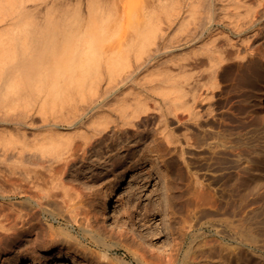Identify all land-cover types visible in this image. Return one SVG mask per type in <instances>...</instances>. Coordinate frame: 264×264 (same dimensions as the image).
<instances>
[{
    "label": "bare ground",
    "instance_id": "6f19581e",
    "mask_svg": "<svg viewBox=\"0 0 264 264\" xmlns=\"http://www.w3.org/2000/svg\"><path fill=\"white\" fill-rule=\"evenodd\" d=\"M169 2L163 0L150 10L139 30V6L129 9L117 0H0V160L14 163L9 173L15 177H28L31 159L49 161L48 170L53 171L54 162L66 163L74 156L77 137L87 143L91 133L98 132L109 119L120 129L129 125L146 136L153 131L141 128L145 122L142 115L157 111L166 126L156 143L165 147L156 150L177 155L173 158L179 156L176 169L184 172L177 170L182 175L179 179L183 181L187 220L177 231L167 259L156 263L264 264V245L257 244L249 224L256 215L250 183L247 185L246 179L242 182V175H235L228 167L226 153L237 152L243 140L229 139L223 124L208 126L216 120V97L201 89L213 90L217 83L181 81L171 76L159 79V72L150 80H139V67L134 68L125 55L133 51L139 59L158 30L164 43L169 39L168 30L173 26V15L181 13L182 0ZM208 2L213 4V0ZM235 3L237 7L244 4L241 0ZM187 10L195 13V4ZM208 17L210 22L212 15ZM163 18L169 21L167 28L160 26ZM128 22L135 33L130 38L126 34ZM146 92L155 98V107L143 98ZM258 93L263 101L264 78ZM131 95L133 99L128 98ZM112 97L116 99L113 106L109 102ZM171 112L178 128H186L182 138L169 127ZM127 185L125 173L119 174L102 200L101 216L111 230L120 227L124 231V223L140 247L152 243L149 234L138 219L122 220L114 204L118 191ZM55 239L60 241V236ZM56 250L55 257L65 263L92 264L66 246ZM149 260H144L145 264H151ZM14 264H22L21 259Z\"/></svg>",
    "mask_w": 264,
    "mask_h": 264
},
{
    "label": "rangeland",
    "instance_id": "374dc122",
    "mask_svg": "<svg viewBox=\"0 0 264 264\" xmlns=\"http://www.w3.org/2000/svg\"><path fill=\"white\" fill-rule=\"evenodd\" d=\"M117 1L129 9L139 6V30L144 27L148 12L163 4V0ZM208 1L182 0L181 13L173 15L165 43L158 30L139 59L133 51H126L125 55L134 68L139 67V80H150L159 72V79L171 76L181 81L217 83L213 90L201 89L204 94L212 91L216 97V120L208 126L218 128L223 124L229 139L243 140L242 147H238L245 148L244 153L239 149H233L234 154L226 153L230 165L226 164L235 175H242V180L236 176V181L246 179V184L250 183V196L254 198L251 206L259 212H254L249 224L257 244L263 246L264 100H260L258 89L264 78V0H241L244 4L239 7L236 0H213L212 5ZM193 3L195 13L187 10ZM211 7L213 12L209 13ZM159 23L167 28L169 21L163 18ZM247 25L250 28L245 29ZM126 34L128 38L135 34L129 22ZM155 55L158 57L152 59ZM149 94L144 93L143 98L155 107L156 100ZM109 102L113 106L116 99L112 97ZM142 116L145 122L141 128L153 133L144 136L129 125L120 129L109 119L108 126H99L87 143L77 137L74 156L66 163L54 162L56 169L52 172L48 170L49 161L31 159L28 177H15L9 173L14 163L0 160V264H14L18 259L22 264H68L55 257L56 249L62 245L92 264H145L144 260L153 259L149 260L152 264L163 257L167 259L175 237L185 225L183 220H187L182 203L183 181L179 179L184 172L176 169L179 156L173 158L165 150H156L165 147L156 144L166 126L160 121V113L151 111ZM168 116L172 119L169 127L184 137L186 128H178L172 112ZM121 173H125L128 185L115 197L118 214L129 222L138 219L152 243H141L139 247L124 223L126 232L120 227L111 230L102 220V200ZM59 236L60 241H56ZM61 238H65L63 243ZM130 248L136 251L135 255Z\"/></svg>",
    "mask_w": 264,
    "mask_h": 264
}]
</instances>
